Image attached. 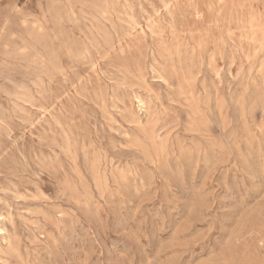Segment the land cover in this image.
Masks as SVG:
<instances>
[{"label":"rangeland","instance_id":"obj_1","mask_svg":"<svg viewBox=\"0 0 264 264\" xmlns=\"http://www.w3.org/2000/svg\"><path fill=\"white\" fill-rule=\"evenodd\" d=\"M117 1L113 27L93 0H0V264H264V50L259 35L241 51L237 29L264 25V0L220 18L178 0L181 60L149 32L161 0H129L134 33ZM137 96L167 156L128 123Z\"/></svg>","mask_w":264,"mask_h":264},{"label":"bare ground","instance_id":"obj_2","mask_svg":"<svg viewBox=\"0 0 264 264\" xmlns=\"http://www.w3.org/2000/svg\"><path fill=\"white\" fill-rule=\"evenodd\" d=\"M124 1H125V6H126L125 15L127 16V20L125 19L124 22H125V24L128 25L127 28L130 29V32L134 33L136 28L139 27L141 25V23H139L137 18L135 17V9L130 4L129 0H124ZM188 1L191 2L190 5L193 7V9L195 11H197V14L199 15L200 14V12H199V3L201 2V0H188ZM161 3L163 4V9L165 11V16L168 17V20L165 19L167 21L166 22L167 24H165L163 22L161 16H160L161 20H157V19L150 20L149 19L148 20V28L150 29V31L149 30L148 31L151 32V35L154 38V40L157 42V46L161 50V52L167 53L168 56L170 57V59H172V57L174 55L175 57L179 58V60H181V51H180L181 50L180 49L181 44L179 42H176V44L173 45L175 47H172V44L171 45L169 44V38H168V34L170 33V35L172 36L173 39H175V38L177 39V36H176L177 35V27H176V24H175V19H176L177 12L179 10L180 3H179L178 0H161ZM93 4H94V7H95L97 15L101 18V20L98 19L97 22L98 23H102L103 21L104 22L105 21H109L111 23V25L114 27L115 23H114L113 19H111V16L113 14H115V13H118V11H117L118 1L117 0H93ZM226 6H227L226 0H212V2L209 3V7L212 10H214V11H216L218 13L217 17H219V18L223 17V15H226V12L224 11ZM140 10H142V9L140 8ZM142 11H144V10H142ZM237 29L239 30V35L238 36H239V44H240L241 51H243V45H244L245 41L246 42L250 41L252 43H256V42H258L257 37L259 35H262V39L258 43L260 44V48L262 50H264V25L259 23V21L257 19H255L253 17V18H251V20L248 23H246V22H244L242 16H240V18H239V26H238ZM144 31H142L143 33H141V34L144 35L145 34ZM145 35H147V33ZM233 35L234 34L232 32V29L228 28L227 36L229 37V39H233ZM145 38H147V37L145 36ZM136 40H138V39H136ZM223 44H225V41H223ZM200 45H202V44H200ZM71 51H73L76 54H80V55L84 56L83 54L86 53L88 51V49L87 48H84L82 50L81 49H72ZM90 61H91V59H90ZM52 67L54 69H58L59 68V62H57L55 60V62L52 64ZM159 67H161V63L156 58H154V65L152 67H150V68L152 69V71L154 73L157 74V76H158V78L160 80H162L164 83L167 84L168 80L166 78V75H168L167 74V69L168 68L167 67L159 68ZM171 68H172V73H175L176 70H175L174 64L171 66ZM258 74L261 75V79L262 80L260 79V81H262V84L264 85V63L261 65V69L258 72ZM193 76H194V73H193V71H192V69L190 67H186L185 69H183V74H182V82H183V84L182 85L184 86V88H183L182 94H186V92H185L186 87L189 85L190 80L193 79ZM155 94H157V93H155ZM191 94H193V93L191 92ZM191 99H192V102L196 101L193 95H191ZM131 100H133V99H131ZM145 100H146L145 98L143 99V98L137 96V102L139 104L138 107L140 108V111L141 112L143 111V113L145 114L144 117L140 116V114L133 113V112L130 111L131 113L127 114V118L128 119L127 118L126 119H127L128 123L133 126L134 130L138 133L137 137H138L139 142L141 141L142 144L146 143V145L149 148L154 150V152L157 154V156H167L168 152H169V142H168L167 139L161 138V136L158 134V121H159V119L156 118L157 117V115H156L157 113L154 114V113H150L149 112L148 103ZM150 104H151V102H150ZM218 107H219L220 111H222L223 107H224L223 102L219 101ZM133 110H134V108H133ZM156 110H158V109H155L154 111L156 112ZM117 123H119V122L117 121ZM204 124H206V123H204ZM183 153H185V152H183ZM101 180L106 182L107 178L105 177V178H103ZM1 224H0V233L3 234V238H4V241L6 242V244L11 246V243H10L9 237H8V233H7L8 231L3 226H1ZM5 227L7 228V225ZM1 239H2V237H1ZM4 241H3V243H4ZM3 245H5V244H3ZM12 251L16 252L15 250H12ZM149 263H150V261H149Z\"/></svg>","mask_w":264,"mask_h":264}]
</instances>
